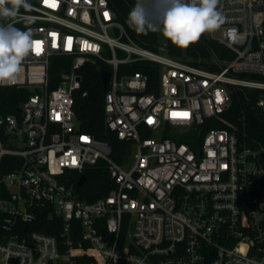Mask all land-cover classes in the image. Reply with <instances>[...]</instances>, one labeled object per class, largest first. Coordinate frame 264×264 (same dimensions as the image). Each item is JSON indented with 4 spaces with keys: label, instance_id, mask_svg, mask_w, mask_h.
<instances>
[{
    "label": "built area",
    "instance_id": "1",
    "mask_svg": "<svg viewBox=\"0 0 264 264\" xmlns=\"http://www.w3.org/2000/svg\"><path fill=\"white\" fill-rule=\"evenodd\" d=\"M27 3L0 17L35 42L17 82L0 84L29 91L0 114V161L14 157L2 176L0 264H264V145L222 116L239 91L264 110V0H219L225 23L207 34L231 56L206 64L134 42L108 0ZM152 7L163 13V0ZM95 61L110 73L104 124L131 144L122 164L106 141L79 131L74 113L81 68ZM141 62L158 66L156 82L120 72ZM98 162L113 186L82 200L76 181ZM43 212L59 237L27 227Z\"/></svg>",
    "mask_w": 264,
    "mask_h": 264
},
{
    "label": "trees",
    "instance_id": "2",
    "mask_svg": "<svg viewBox=\"0 0 264 264\" xmlns=\"http://www.w3.org/2000/svg\"><path fill=\"white\" fill-rule=\"evenodd\" d=\"M112 6L116 20L120 22L127 35L136 43L155 49L158 44V31L147 34L137 33L127 24V17L130 10L135 5L136 0H108ZM149 18L156 23L152 5L149 6ZM168 53L175 58L184 60L191 64H206L204 61L211 53L218 58H229L230 52L225 45L213 40L207 33L202 34L200 40L190 44L187 48H180L167 40ZM106 65L95 61L86 63L81 68V83L74 96V113L79 124V131L93 135L96 139L106 141L111 148V157L122 164L131 151V144L126 140H120L116 135L108 130L104 124L103 96L106 87L100 79V70ZM62 66L52 69V76L58 79L63 72ZM142 71L147 73L150 80L156 82L158 79V66L155 63L141 62L140 64L124 65L120 67V72ZM29 93L26 89H17L14 86L0 85V114L15 112L17 104ZM224 120L234 124L238 134H244L248 141L255 147L264 145V110L253 105L244 106L240 95L233 93L229 108L222 114ZM216 127H227L224 123L215 124ZM14 157L5 155L0 161V198L6 196V187L2 181V176L13 166L11 160ZM83 174L86 180L80 186L74 187L77 196L85 201H92L102 197L112 188L113 181L109 177L106 167L98 162L94 166L84 169ZM2 213L0 212V221ZM53 219L46 217L43 212L40 217L29 223V229H35L46 234L59 237L56 229L50 227ZM128 217H124L121 233H125L128 228Z\"/></svg>",
    "mask_w": 264,
    "mask_h": 264
},
{
    "label": "clouds",
    "instance_id": "3",
    "mask_svg": "<svg viewBox=\"0 0 264 264\" xmlns=\"http://www.w3.org/2000/svg\"><path fill=\"white\" fill-rule=\"evenodd\" d=\"M158 0H136L129 12L127 24L137 33L161 32L177 47L187 48L198 42L204 33H212L225 23L218 10L219 0H163L162 20L157 24L149 18V6ZM10 4L11 7L5 5ZM29 9L27 0H0V17H16L19 9ZM35 42L32 32L12 25H0V84H15L22 61Z\"/></svg>",
    "mask_w": 264,
    "mask_h": 264
},
{
    "label": "rangeland",
    "instance_id": "4",
    "mask_svg": "<svg viewBox=\"0 0 264 264\" xmlns=\"http://www.w3.org/2000/svg\"><path fill=\"white\" fill-rule=\"evenodd\" d=\"M162 15L163 13H156L154 14V18H155V21L156 23L158 24L161 20H162ZM110 34V32H109ZM219 34H216V36H218ZM158 44L156 45L157 47L155 49H152V51L158 53V54H161V55H164V56H171L169 53H168V44H167V39H165L163 37V35L161 34V32L158 31V40H157ZM126 55L125 52H122V51H118V56L119 57H124ZM211 57H214V53H211L210 54ZM240 95V99L242 100L243 104L245 107H247L246 105V99L245 97L247 96L245 93H243L242 91H239L238 93ZM21 146V142L19 141L18 142V147Z\"/></svg>",
    "mask_w": 264,
    "mask_h": 264
},
{
    "label": "water",
    "instance_id": "5",
    "mask_svg": "<svg viewBox=\"0 0 264 264\" xmlns=\"http://www.w3.org/2000/svg\"><path fill=\"white\" fill-rule=\"evenodd\" d=\"M109 74H110L109 71L106 70V69H101L100 70V79L102 81L103 86H106V83H107V81L109 79ZM254 92H255L254 89H252V88L248 89V93L253 94ZM85 180H86V176L84 174L80 175L78 177L77 181H76V186L82 185ZM11 263L12 264H16V260L12 259Z\"/></svg>",
    "mask_w": 264,
    "mask_h": 264
},
{
    "label": "snow or ice",
    "instance_id": "6",
    "mask_svg": "<svg viewBox=\"0 0 264 264\" xmlns=\"http://www.w3.org/2000/svg\"><path fill=\"white\" fill-rule=\"evenodd\" d=\"M45 2L47 3V0H45Z\"/></svg>",
    "mask_w": 264,
    "mask_h": 264
}]
</instances>
